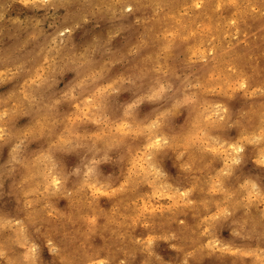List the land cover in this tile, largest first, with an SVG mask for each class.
<instances>
[{
  "label": "rangeland",
  "instance_id": "obj_1",
  "mask_svg": "<svg viewBox=\"0 0 264 264\" xmlns=\"http://www.w3.org/2000/svg\"><path fill=\"white\" fill-rule=\"evenodd\" d=\"M0 264H264V0H0Z\"/></svg>",
  "mask_w": 264,
  "mask_h": 264
}]
</instances>
